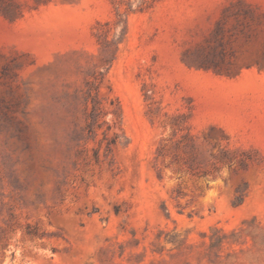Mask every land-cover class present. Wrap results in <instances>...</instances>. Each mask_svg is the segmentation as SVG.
<instances>
[{
	"label": "rangeland",
	"instance_id": "obj_1",
	"mask_svg": "<svg viewBox=\"0 0 264 264\" xmlns=\"http://www.w3.org/2000/svg\"><path fill=\"white\" fill-rule=\"evenodd\" d=\"M0 264H264V0H0Z\"/></svg>",
	"mask_w": 264,
	"mask_h": 264
}]
</instances>
